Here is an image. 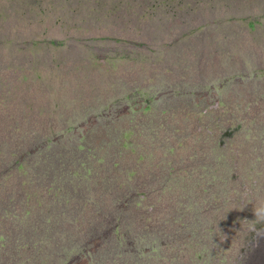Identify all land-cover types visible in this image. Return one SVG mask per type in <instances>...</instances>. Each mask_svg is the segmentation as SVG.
<instances>
[{
	"label": "rangeland",
	"instance_id": "obj_1",
	"mask_svg": "<svg viewBox=\"0 0 264 264\" xmlns=\"http://www.w3.org/2000/svg\"><path fill=\"white\" fill-rule=\"evenodd\" d=\"M0 264H264V0H0Z\"/></svg>",
	"mask_w": 264,
	"mask_h": 264
},
{
	"label": "trees",
	"instance_id": "obj_2",
	"mask_svg": "<svg viewBox=\"0 0 264 264\" xmlns=\"http://www.w3.org/2000/svg\"><path fill=\"white\" fill-rule=\"evenodd\" d=\"M117 228H118V224H115V232H116ZM122 236L125 238V234H122ZM131 243H133V242L125 240L126 245H128V244L130 245Z\"/></svg>",
	"mask_w": 264,
	"mask_h": 264
}]
</instances>
